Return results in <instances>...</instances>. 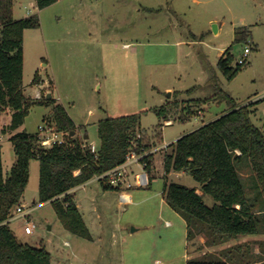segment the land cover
<instances>
[{"label":"rangeland","instance_id":"374dc122","mask_svg":"<svg viewBox=\"0 0 264 264\" xmlns=\"http://www.w3.org/2000/svg\"><path fill=\"white\" fill-rule=\"evenodd\" d=\"M35 1L14 0L13 9L15 19L36 13L40 17L38 28L25 31L26 95L40 98L53 93L60 98L73 119L86 124L87 130L78 129L79 137L87 132V141L97 147L99 120L139 113L141 130L155 144L156 178L150 186H140L136 175L145 169L131 166L121 183L131 193L128 203L116 190L104 196L98 179L76 192L95 244L66 230L51 203L39 202L40 161L33 160L24 203L33 209L30 217L37 228L28 234V217L12 220L18 239L46 247L52 264H186L192 253L196 257L206 252L220 255L237 244L244 245L241 251L247 257L232 264H264V236L209 247L203 243L204 235H199L188 243L184 218L163 194L164 156L172 150L169 143L227 111L226 95L241 105L261 100L252 106L258 109L252 118L264 130V0H58L42 10ZM214 23L221 25L220 32L213 30ZM244 27L251 37L245 43L235 42L236 30ZM247 44L252 51L246 65L229 81L217 65L220 53L233 46V65L237 66ZM168 87L178 90L171 92ZM189 105L195 114L181 121ZM162 107L167 108L169 119L157 128L160 117L155 109ZM44 117L52 123V106L33 105L24 125L11 132L7 130L11 111H0L6 176L17 159L10 138L21 131L38 133L47 123ZM167 121L173 124L166 126ZM159 132L163 133L161 141ZM162 144L166 145L159 147ZM239 171L250 201L255 200L259 209L263 195L255 186L251 166L243 163ZM166 178L187 187L200 186L185 172L173 171ZM93 199L99 205L102 227L96 225ZM204 200L209 206L216 202L210 194H204Z\"/></svg>","mask_w":264,"mask_h":264},{"label":"trees","instance_id":"16d2710c","mask_svg":"<svg viewBox=\"0 0 264 264\" xmlns=\"http://www.w3.org/2000/svg\"><path fill=\"white\" fill-rule=\"evenodd\" d=\"M57 1L36 0V4L42 10ZM13 9L14 0H0V111L7 108L11 111L7 130L14 132L23 126L31 107L39 104L52 106L53 127L68 134L63 143L43 146L38 133L16 132L10 141L17 159L7 176L0 144V264H52V253L44 246L21 242L9 220L24 198L32 161H40L39 202H50L66 230L91 241L93 235L71 191L96 178L103 190L121 191L120 185L112 184L107 173L126 163L132 153L143 155L141 161L150 186L156 178V153L152 152L155 144L141 130L140 114L133 113L101 119L98 122L100 144L98 151L93 152L84 136L78 135L81 126L76 125L61 102L48 94L40 98L26 95L23 82L25 31L38 28L40 17L36 13L15 19ZM235 33V42L245 43L251 37L246 27ZM232 47L226 49L217 64L229 81L246 65H233ZM37 79L38 72L33 83ZM226 98L230 105L227 111L170 143L168 147L172 150L164 156L165 200L186 221L188 240L204 235L205 245L209 247L264 234V202L259 209L255 208V200L250 201L239 171L243 163L251 166L255 186L264 201V130L252 118L258 110L252 106L261 100L241 105L229 95ZM165 110V107L155 109L160 117L157 128L162 127V120L169 119ZM194 114L189 105L181 121L190 120ZM43 120L50 121L47 117ZM157 137L161 141L163 133L159 132ZM173 171L190 174L199 182L202 194L196 187L167 181V175ZM204 194L213 196L216 201L213 206L205 202ZM243 247V244L231 246L220 255L206 252L189 258L186 264H232L237 258L246 260L247 253L241 251Z\"/></svg>","mask_w":264,"mask_h":264},{"label":"built area","instance_id":"2783aa9c","mask_svg":"<svg viewBox=\"0 0 264 264\" xmlns=\"http://www.w3.org/2000/svg\"><path fill=\"white\" fill-rule=\"evenodd\" d=\"M252 49L250 45H246L242 57L239 59L238 64L243 65L247 62L248 56L250 55ZM39 139L40 143L43 146H52L54 144L63 143L66 140L67 132L65 131H59L53 127V124H49L48 122L46 125L41 126L39 128ZM91 149L93 152L98 151V147L95 144H91ZM240 153V152H239ZM143 158V155H138L136 153H132L128 156V160L126 163L110 170L107 175H109L112 184L114 185H121L122 182L125 181L123 178L124 175L128 172V169L131 168L133 165H140L143 167V163L141 159ZM137 182L140 186H145L149 184V176L146 173V171H143V173H140L139 175H136ZM98 179V178H97ZM121 200L124 203H128L131 201L130 197L128 195L122 194ZM33 209H27L26 205L19 204L13 211V214L11 218L9 219L10 222L18 217H28L26 226H25V232L28 234H33L37 228V225L35 222L32 221L30 215L32 213Z\"/></svg>","mask_w":264,"mask_h":264},{"label":"crops","instance_id":"0c3cea01","mask_svg":"<svg viewBox=\"0 0 264 264\" xmlns=\"http://www.w3.org/2000/svg\"><path fill=\"white\" fill-rule=\"evenodd\" d=\"M36 2V1H35ZM25 17H27V16H25ZM219 27V32H220V28H221V25H219L218 26ZM185 43H187L188 44V42L186 41ZM225 51V50H224ZM224 51H222L221 53H220V57L224 54ZM167 90H170L171 92H174V91H176V90H178V89H175V88H172V87H168L167 88ZM180 91V90H179ZM52 95H53V97H54V94L53 93H51ZM58 101H60V98H56ZM62 103V102H61ZM63 104V103H62ZM64 105V104H63ZM64 107L66 108V106L64 105ZM66 110H67V108H66ZM68 111V110H67ZM69 113V112H68ZM70 114V113H69ZM71 116V115H70ZM220 115H216L215 117H213L212 119H210V120H207V121H203V123H202V125H204V124H206V123H208V122H211V121H213V120H215L216 118H218ZM72 117V116H71ZM73 118V117H72ZM74 120V119H73ZM75 121V120H74ZM100 121V120H99ZM75 123H76V125L78 126V127H85L86 128V124H79V123H77L76 121H75ZM167 125L166 126H170V125H172L173 124V122H171V121H167V123H166ZM201 125V126H202ZM199 128V127H198ZM86 130H87V128H86ZM79 131V130H78ZM15 132V131H14ZM78 134H79V132H78ZM86 135H88L87 133L85 134V136H84V139L85 140H87L86 139ZM88 138H89V135H88ZM177 140V139H176ZM176 140H174L173 142H175ZM172 143V142H171ZM91 144H94V143H91ZM168 144V143H167ZM170 144V143H169ZM164 145H166V144H162V145H160L159 147H162V146H164ZM32 165V164H31ZM97 179V178H96ZM93 180H91V181H89V182H87V183H85V184H83V185H81V186H79V187H77L76 189H74V190H72L71 191V193H74L75 194V197H76V192L80 189V188H82V187H84L86 184H88V183H90V182H92ZM120 187L122 188V190L121 191H119V192H121V195L122 194H125V195H128L129 197H130V199H131V201H132V196H131V193H129V192H127L126 191V189H125V185H123V184H121L120 185ZM197 188V190H198V192L199 193H201L202 194V191H201V189H200V186L199 187H196ZM109 190H104V192H103V195L105 196L106 195V193L108 192ZM95 201L97 202V200H95V199H93V202H94V205H93V210H94V213H95V221H96V225L98 226V227H102V221H101V214L99 213L100 211H99V205H96L95 204ZM130 201V202H131ZM46 203H50V202H46ZM76 203H77V205H78V207H79V209H80V211H81V213H82V215H83V217H84V219H85V215H84V213H83V211H82V206L80 205V202L76 199ZM22 204H24L25 205V203H24V198H23V200H22ZM257 209V208H256ZM86 221V220H85ZM186 222V221H185ZM87 223V222H86ZM88 225V224H87ZM88 227L90 228V230L92 231L91 233H92V235H93V240H91L92 242H94L95 244H97L98 242H97V239L94 237V233H93V230L91 229V227L88 225ZM263 237L264 235L263 234H261V235H251V236H246V237H254L253 239H258V237ZM249 239H252V238H249ZM261 239V238H260ZM206 240V239H205ZM205 240H203L204 242L203 243H205ZM190 241L188 240V243H189ZM189 245V244H188ZM224 247V246H223ZM223 247H221V248H223ZM192 254H194V255H192V257H196V255L197 254H195V253H192Z\"/></svg>","mask_w":264,"mask_h":264},{"label":"water","instance_id":"95a60500","mask_svg":"<svg viewBox=\"0 0 264 264\" xmlns=\"http://www.w3.org/2000/svg\"><path fill=\"white\" fill-rule=\"evenodd\" d=\"M213 30L217 33L218 32V30H219V28H218V24L217 23H214L213 24ZM171 95V93H169V96ZM52 96V94L51 93H49L48 94V97H51ZM72 134H75V132H73ZM88 138V135H86V139Z\"/></svg>","mask_w":264,"mask_h":264}]
</instances>
